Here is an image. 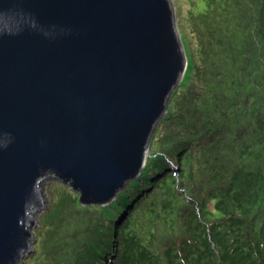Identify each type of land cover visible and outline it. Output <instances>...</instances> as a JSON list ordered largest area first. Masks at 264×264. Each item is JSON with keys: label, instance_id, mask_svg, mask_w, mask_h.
Masks as SVG:
<instances>
[{"label": "trees", "instance_id": "16d2710c", "mask_svg": "<svg viewBox=\"0 0 264 264\" xmlns=\"http://www.w3.org/2000/svg\"><path fill=\"white\" fill-rule=\"evenodd\" d=\"M138 176L108 204L62 184L26 264H264V0H204Z\"/></svg>", "mask_w": 264, "mask_h": 264}, {"label": "water", "instance_id": "95a60500", "mask_svg": "<svg viewBox=\"0 0 264 264\" xmlns=\"http://www.w3.org/2000/svg\"><path fill=\"white\" fill-rule=\"evenodd\" d=\"M186 56L171 0H0V264H25L43 184L114 199Z\"/></svg>", "mask_w": 264, "mask_h": 264}, {"label": "rangeland", "instance_id": "374dc122", "mask_svg": "<svg viewBox=\"0 0 264 264\" xmlns=\"http://www.w3.org/2000/svg\"><path fill=\"white\" fill-rule=\"evenodd\" d=\"M171 1H172V4H173V7H174V13H175V18H176V24H177V28H178V33L181 34V35L184 34V38H185V40L187 42V47L190 48V44H191L190 41H189L190 40V34H189V32H188V30L186 28V15L190 11H192V12H201V11H203L204 8H205L204 0H171ZM55 184H56V187H57L61 183H59L57 181H54V180L44 182V184H43V192H44V196L46 198V202H45L46 208H43L37 214L36 219H39L40 216L42 215V212L47 209L48 204L50 203V199H49V196H50L49 192L50 191L49 190H50V188L55 187ZM64 186L67 187L66 185H63V187ZM109 202L110 201H108V202H106L104 204H108ZM104 204H102V205H104ZM35 227H37V226H35ZM35 227L33 228V230L35 229ZM34 244H35V242L33 243V245Z\"/></svg>", "mask_w": 264, "mask_h": 264}]
</instances>
